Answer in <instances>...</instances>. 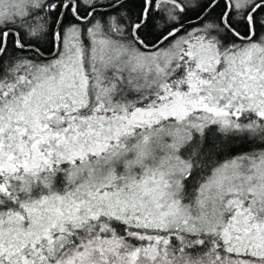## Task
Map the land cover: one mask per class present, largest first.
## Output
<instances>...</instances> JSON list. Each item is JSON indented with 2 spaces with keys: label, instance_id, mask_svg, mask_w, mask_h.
<instances>
[{
  "label": "snow or ice",
  "instance_id": "6c2138e0",
  "mask_svg": "<svg viewBox=\"0 0 264 264\" xmlns=\"http://www.w3.org/2000/svg\"><path fill=\"white\" fill-rule=\"evenodd\" d=\"M0 264H264V0H0Z\"/></svg>",
  "mask_w": 264,
  "mask_h": 264
}]
</instances>
